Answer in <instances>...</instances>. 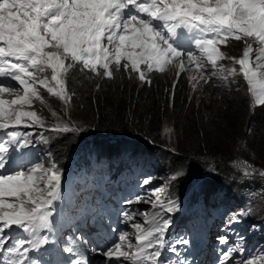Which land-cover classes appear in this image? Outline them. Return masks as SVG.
Returning a JSON list of instances; mask_svg holds the SVG:
<instances>
[{"label":"snow or ice","instance_id":"snow-or-ice-1","mask_svg":"<svg viewBox=\"0 0 264 264\" xmlns=\"http://www.w3.org/2000/svg\"><path fill=\"white\" fill-rule=\"evenodd\" d=\"M230 39L244 40L242 57L231 59L240 66L255 103L264 105V72L260 71L264 61V0H0V264H87L86 257L78 255L79 249L67 245L61 248L69 255L64 262L29 255L55 244L57 229L52 218L63 207L60 169L50 152L44 156L30 154L28 149L33 145L28 137L35 133L20 130L21 126L44 127V118L37 111L24 110L25 106H32L33 99L44 102L38 85L67 104L71 95L64 76L76 64L81 71L95 75H101L103 69L102 74L112 78V65L119 70L123 61L126 72L131 70L140 81L150 84L147 72H163L173 59L179 61L183 70L182 57L197 69L204 68L203 60L211 65L212 71L201 75L207 83V77L221 71L218 61L226 58L219 45L227 46ZM248 39L259 46L256 68L252 67L254 49ZM66 61L70 63L66 65ZM141 65L146 67L142 69ZM48 69L50 78L39 76ZM235 71L233 68L231 73ZM179 78L177 72V81ZM175 89L174 82L172 101ZM4 94L10 98L5 99ZM46 130L72 129L65 124ZM40 138L43 139V133ZM180 174L178 171L170 179ZM251 174L245 170V176ZM259 175L264 177V171ZM161 190L146 189L134 198L139 201L155 196L152 208L161 210L146 219L145 223L152 225L147 230L141 222L130 225L137 232L135 252L121 247L125 233H120L107 247L94 251L113 264H171L170 258H162V251L167 249L177 255L176 264H184L177 245L187 246L190 241L180 237L165 244L171 221L162 219L161 213H171L176 206L173 201L162 202L157 195ZM145 202L151 203L146 199ZM94 207L97 211L93 218L102 235L104 208L95 203ZM147 212L145 209L139 214L147 216ZM122 215L126 220L133 219L127 211ZM233 215L237 218H227L226 227L240 223L239 215L243 214ZM216 239L227 245L219 250L218 264H264V249L245 255V249L238 247L243 236L237 235L231 244L228 236ZM66 240L80 242L81 247L90 243V237L78 230ZM127 246L131 248L132 242H127ZM234 252L240 254V259L233 256Z\"/></svg>","mask_w":264,"mask_h":264},{"label":"trees","instance_id":"trees-1","mask_svg":"<svg viewBox=\"0 0 264 264\" xmlns=\"http://www.w3.org/2000/svg\"><path fill=\"white\" fill-rule=\"evenodd\" d=\"M151 73L147 76L149 84L121 68L113 69L111 79L71 68L67 79L71 101L61 104L57 97L43 92L44 102L33 109L44 118V126L61 123L72 129L56 133L43 151L51 153L65 176L71 165L88 167L90 154L118 157L122 147L132 145L126 141L130 138L137 140L136 146L147 156L166 154L172 166L206 174L204 191L209 192L205 194L214 196L218 188L234 193L241 191L239 187L254 193L253 188L264 182L259 175L264 171V105H252L242 74L237 73L227 85L203 84L197 100L186 81L180 80L172 101L171 81ZM167 122L174 129L171 144L162 135ZM163 147H169L170 152ZM239 163L251 166L252 174L245 176ZM185 186L184 178L174 182L170 198L181 194ZM255 192L264 194L263 189ZM206 197L202 207L209 212L213 205ZM194 208L185 204L183 216ZM258 218L253 220L258 223ZM207 231L208 227L204 233Z\"/></svg>","mask_w":264,"mask_h":264},{"label":"rangeland","instance_id":"rangeland-1","mask_svg":"<svg viewBox=\"0 0 264 264\" xmlns=\"http://www.w3.org/2000/svg\"><path fill=\"white\" fill-rule=\"evenodd\" d=\"M248 43L252 44L253 46V53H251L252 58V67H257L256 57L259 55L258 52V45L256 42L252 39H248ZM235 45V46H233ZM220 51L225 54V59L218 61V66H222L221 71L218 73L217 76H209L207 77L208 82L216 83L219 85H227L232 82V80L235 79V76L237 73H241L240 66L235 63L231 59V57L235 56L237 59L242 57L243 50L245 48V42L244 40L237 41L235 39H230L227 43V46L220 44L219 45ZM237 49V50H236ZM236 50V51H235ZM47 51H52V49H47ZM199 55V54H198ZM180 59L185 60V67L183 70L179 68V61L177 59H173V61L167 65L166 70L163 72L153 70L150 72H147L146 75L148 76L151 72L153 74L157 75H165L164 77L167 80H170L171 84L175 82L176 84L179 83L180 80L186 81V84L191 89V93L193 94L195 100L199 99L201 86L205 84V80L201 79V75L210 73L212 71L211 65L206 61L203 60L202 63L204 64L203 69H197L193 66H190L187 64L186 57H182ZM66 65L70 63V61L65 62ZM123 61L121 64V69L123 68ZM74 68L77 67L79 71L80 65L76 64L73 66ZM72 67V68H73ZM145 65H141V68H145ZM235 68V73L232 74L231 70ZM71 69V68H70ZM70 69L65 74L64 79L66 83V90H67V79L70 72ZM113 69H116V66L112 65V71ZM260 71L264 72V61L261 62ZM86 73H90L94 77H104L105 79H111L105 77L103 73V69H100L101 75H95L91 72L82 71ZM130 75L132 77L137 78V74L135 72H131ZM177 72L180 73L179 81H177ZM151 73V74H152ZM39 76L44 77L47 76L50 78L51 76V70L48 69L43 73H39ZM243 76V75H242ZM192 77H195V80L192 79ZM223 77H226L227 80L223 79ZM244 78V77H243ZM245 80V78H244ZM246 81V80H245ZM54 83V82H53ZM247 84V82H246ZM248 86V85H247ZM38 91L40 92V95H42L43 92L49 94L46 89L43 86H37ZM249 91V89H248ZM69 93V91H67ZM70 94V93H69ZM248 95L251 97L252 105H257L255 103V98L251 95V92H248ZM53 96V95H51ZM56 97V96H55ZM5 99H9L10 97L7 96V94H4ZM59 99V98H58ZM60 103L65 104L59 99ZM71 101V100H70ZM40 100L33 99V104L31 107L25 106V111H33L36 104L40 103ZM199 101H197L198 103ZM69 103V102H68ZM67 105V104H66ZM65 107H69L66 106ZM63 125L61 123H56L54 125H45L43 128L41 127H22L20 128L23 132H33L35 135L29 136L28 139L31 141V144L33 146H41V150L45 149V145H48L49 139L52 140V138L56 135V133L59 132H67V131H50L46 129H51L53 126H60ZM72 130H69L71 132ZM40 133H43V139L40 138ZM163 139L168 143L171 144L172 141H174V129L170 122H167V125H165L164 130L162 132ZM35 140L33 143L32 140ZM127 143H131L132 145H126L122 147L119 151V154L123 152V154L119 155L115 158L116 162L109 163H98L94 160V157L92 155L87 157L88 163L91 165H95L93 169L95 170L94 173L91 175V178L93 180H99L98 176L101 174V172L106 171V174H109V179L115 182V178L117 176V172L120 174H127L128 176H134L135 181L134 183H129L127 193L118 194L117 199H111V192L116 190V184L111 186V189L109 187L103 188L102 183L98 181V183L94 184L93 186V192L91 195H87V199L91 200L93 204H105V205H116L117 208L114 210L118 211L123 218V223L125 226V234L126 239L125 241L121 242V247L129 252H135L137 245L135 243V238L137 235V232L134 228L130 227V225L141 222L145 229L147 230V226L145 221L146 219H150L152 214L155 212H161V210L157 208H152V203L155 202V196L152 197H145L146 200L151 201V203H146L145 199L136 201L134 198L137 195H143L146 189L150 188H161L162 190L157 193V195L160 196L162 202L167 204L169 201H173L176 206V210H174L171 213H161L162 219H169L171 221L170 227L166 230V240L165 244L171 243V234L172 233H178L182 231L184 233L183 237H186L190 244L187 246H181L177 245L179 248V259L184 262V264H218V256H219V250L222 248H226L227 245H221L217 242V237L219 236H228L229 238V244L233 243L237 240V235L243 236L244 240L242 243L238 245V247H243L245 249V255L253 253L254 251L256 253H259L261 249H264V194L255 192V191H261L264 190V182L260 183V185L257 188H253L254 193L250 190H247L245 188H240L241 191H234V193L225 192L228 194H225L224 192H221L222 189L218 188L214 192V196L211 195L209 190L204 191V185L208 181V176L206 174L199 175L198 172L196 173H189L187 169H184L183 167H174L171 165V162H169V159H167L168 156H165L166 154H155V155H148L146 152H143L142 148H138L136 146L135 139H126ZM149 143V142H148ZM151 146V144L149 143ZM167 152H170L169 147H163ZM100 152L102 150V147L99 146ZM131 150L134 153V157L132 158L130 163H124L123 158L125 156V153ZM103 152H106L103 150ZM37 156H44L45 152L41 153L36 151L34 153ZM105 155V154H104ZM170 156V155H169ZM112 162V159L109 160ZM212 163V162H210ZM245 163H239L238 167L247 171H252V167L248 165H243ZM48 166V165H47ZM46 166V167H47ZM241 166V167H240ZM62 173V185L64 183H67V181H71L72 179H78L81 177L83 171L82 167L80 166H72L67 172V174L64 176L65 172H63L62 169H60ZM180 171L182 174L177 175L175 179H170L174 173ZM106 174L104 175V179L106 178ZM122 176L119 180L121 184H125V179L127 178L126 175H120ZM133 178V177H132ZM149 178H151L149 180ZM184 178V184L186 185L177 197L170 198V191L172 189V185L174 182ZM149 180L147 184H142L143 181ZM124 181V182H123ZM133 187L135 188L133 190ZM237 195V197H236ZM70 196L73 200H75L76 203V209H80L83 202V194H76L74 192L70 193ZM123 196L125 198H123ZM210 197L208 199H211L213 207L210 208L211 215H215L214 223L212 224L208 234L204 237H199V231L197 230L193 232L194 229L189 230L188 224L182 225L180 223V217H181V209L184 204L190 203V202H198L199 200H202L204 197ZM206 197V198H207ZM131 200V203H125V201ZM211 204V203H210ZM145 209L148 210L147 216L140 215L139 213L143 212ZM93 210V207L88 208V211L91 212ZM81 211V209H80ZM127 211L128 213H131L133 215V219L126 220L123 217V213ZM200 211L202 213V216H204V213L206 212L203 207H200ZM109 212H107L108 214ZM233 214H243L239 215L240 223H230L228 226H225L226 219L232 218L233 220L237 218V216H234ZM261 216V218H258ZM259 220L258 223H256L253 219ZM57 229V232H59L62 229H65L70 224L69 222H66L62 217H57L54 219ZM127 225V226H126ZM69 232H65L63 237L66 238ZM201 238H205L204 240ZM132 242V247L128 248L127 242ZM69 242V241H68ZM59 244L61 247H64L67 245V243ZM10 244V242H9ZM205 244L207 246L205 247ZM9 246L6 244V247ZM71 247V242L69 245ZM233 256L237 259H240L239 253H233ZM100 257V256H97ZM162 258H170L171 264H176L177 255L174 253H171L167 251V249L162 251ZM100 259H106L108 262L107 264H113V261L108 260L106 257H100ZM87 264H106V262H102L100 260H90L87 261ZM125 264H129V262H125Z\"/></svg>","mask_w":264,"mask_h":264}]
</instances>
